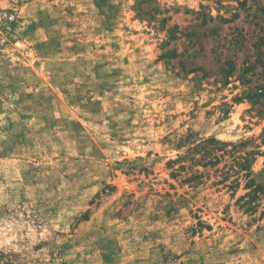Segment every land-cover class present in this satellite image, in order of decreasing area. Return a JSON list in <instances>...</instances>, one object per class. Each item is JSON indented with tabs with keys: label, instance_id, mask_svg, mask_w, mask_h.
I'll return each mask as SVG.
<instances>
[{
	"label": "rangeland",
	"instance_id": "obj_1",
	"mask_svg": "<svg viewBox=\"0 0 264 264\" xmlns=\"http://www.w3.org/2000/svg\"><path fill=\"white\" fill-rule=\"evenodd\" d=\"M263 90L264 0H0V264H264Z\"/></svg>",
	"mask_w": 264,
	"mask_h": 264
},
{
	"label": "trees",
	"instance_id": "obj_2",
	"mask_svg": "<svg viewBox=\"0 0 264 264\" xmlns=\"http://www.w3.org/2000/svg\"><path fill=\"white\" fill-rule=\"evenodd\" d=\"M252 67H254L255 66V64L254 63H252V64H250ZM263 89V88H262ZM262 94H264V90L261 92ZM208 142H213V143H221V145L222 144H224V145H226V143H224V142H221V141H219V140H217V139H209L208 140ZM228 144V143H227ZM254 178L252 177V175H251V179H249V182L251 183H254L255 184V187L252 189V191H256L258 188H260V185L258 184V181L256 180V179H254ZM255 181H257V182H255Z\"/></svg>",
	"mask_w": 264,
	"mask_h": 264
}]
</instances>
